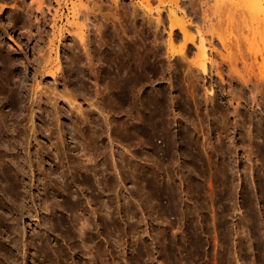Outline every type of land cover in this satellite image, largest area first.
Returning a JSON list of instances; mask_svg holds the SVG:
<instances>
[{
    "label": "rangeland",
    "instance_id": "obj_1",
    "mask_svg": "<svg viewBox=\"0 0 264 264\" xmlns=\"http://www.w3.org/2000/svg\"><path fill=\"white\" fill-rule=\"evenodd\" d=\"M201 1H207L206 19L213 16L204 34L205 71L192 63L195 45L182 60L166 45L167 9L176 6L195 34L201 10L192 8L200 0H43V11L49 9L40 39L28 38L23 25L38 15L39 1L0 0V54L14 60L19 99L13 109L0 94V264H264V1ZM157 6L164 26H155ZM219 11L223 17L216 19ZM83 18L94 43L90 55L108 50L112 23L123 38L143 41L139 33L150 19L143 45L160 49L158 77L142 94L158 90L165 113L154 118L138 98L132 113L109 112L106 66L95 52L98 74L90 72L91 62L86 69L84 57L82 81L53 79L56 64L66 67L71 35ZM172 36L176 47L181 36ZM230 63L250 74L237 80ZM35 88L41 90L36 99ZM54 92L73 94L81 112Z\"/></svg>",
    "mask_w": 264,
    "mask_h": 264
},
{
    "label": "bare ground",
    "instance_id": "obj_2",
    "mask_svg": "<svg viewBox=\"0 0 264 264\" xmlns=\"http://www.w3.org/2000/svg\"><path fill=\"white\" fill-rule=\"evenodd\" d=\"M36 1H39V5L35 8L36 10L35 11H37V13H38V15H36L34 18H32L31 20L29 19V18H25V20H23L24 21V24L23 25H26L27 26V28L29 29V32L30 33H28V38H30V37H32L33 36V34L34 35H36L39 39H40V37L42 36H40V33H41V30L43 29L42 27H44V25H45V23L47 22V19L45 18V13H44V11H46L47 13H48V7H46L45 8V10L43 11V8L41 7V5L40 4H43V0H36ZM193 1V0H192ZM264 1V0H263ZM40 2H42V3H40ZM46 2V1H45ZM44 2V3H45ZM49 2V1H48ZM188 2V1H187ZM196 2V1H195ZM207 1H201L200 0V2H199V7L196 9H194V8H192V6L191 5H193V6H195L196 4L194 3V2H192V3H190V8H192L191 10H192V12L193 13H195V12H197L198 11V9L199 10H201V14L199 13V11L197 12V13H199V14H197V15H200L199 17L201 18V20H199L200 21V23L198 24V22L199 21H197V24L195 25V27H194V29H195V34L192 32V31H190V29H189V27H188V25L187 24H185L184 22H185V20H183L182 19V16H181V18H179V17H177V13H178V9H177V7L176 6H174V7H172V8H169V9H167V12H166V16H167V20H168V34H167V43H166V45H167V48L168 49H170V53L171 54H173V53H176V54H179V56L181 57L180 59L182 60V58L184 59H187V50L189 49V48H191L193 45H195V47H196V49H197V52H196V54H195V58L192 60L193 62L192 63H196L199 67H200V69H202L203 71H205V70H207V68L205 69V60H206V53H208V52H206V48H207V43H205V36H204V34H206L205 33V31L208 29V27L209 26H207V24H206V22H208V21H210L209 19L210 18H212V17H210L209 19H206V15H205V12H204V9L205 10H207L206 8H203V4H205ZM194 3V4H193ZM256 3H258V0H257V2ZM222 4V3H221ZM264 4V3H263ZM262 4V5H263ZM50 5V4H49ZM211 5V4H210ZM216 5V4H215ZM223 5V4H222ZM48 6V5H47ZM207 6V5H206ZM218 6H220V5H218ZM215 7V6H214ZM221 7V6H220ZM216 8H217V6H216ZM215 8V9H216ZM214 9V8H213ZM221 9H222V7H221ZM221 9H219V10H221ZM227 9V8H226ZM263 9V8H262ZM188 10H190V9H188ZM222 11H223V9H222ZM225 11H227V10H225ZM229 11V10H228ZM227 11V12H228ZM154 12H155V17L153 18V20L155 21V26H158V25H163L165 22H164V18H162V14H161V8L159 7V6H157L155 9H154ZM204 12V13H203ZM214 11L212 10V13H213ZM217 12H218V10H217ZM221 11H219V13H220ZM263 12H264V10H263ZM44 13V14H43ZM209 13V12H208ZM222 13V12H221ZM220 13V15H219V17H218V15L215 17L216 19L218 18H222L223 16H222V14ZM39 14H40V16H39ZM149 14L151 15L152 13L149 11ZM228 14V13H227ZM175 15H176V17H175ZM195 15V14H194ZM193 16V18H197L198 16ZM26 16V15H25ZM220 16H222V17H220ZM207 18H208V16H207ZM86 18H83L82 19V21H83V23H81L80 25L78 24V23H76V24H78V26L76 27L77 28V32H76V34H75V36H72L71 35V40H72V44L71 45H69L71 48V50L70 51H68V53L66 54V56H65V58H67V60H66V67L64 68V66L62 67V68H60L59 66H57V64H56V66L54 67V70L52 69L51 71H50V74L51 75H53L54 77H53V79H55V80H57L59 77H63V76H65V75H67V77L66 78H72V79H75L76 81L77 80H80V81H82L83 79L81 78H79V77H81V76H79V74L78 73H81V72H78V71H82L83 69H85V64H83L84 63V60L83 59H85V58H87L88 59V61H87V59H85L86 61L85 62H88V63H86V69L87 70H90V67L92 68V66H93V68L95 67L94 65H93V63L92 62H94L93 60L95 59V56H96V54H95V56H94V52H93V50H92V52H91V55L88 53L89 51H87V49L89 48V50H90V43H91V41L89 40V38H88V34H86L85 32V30H84V26L83 25H85L86 26V22L84 21ZM103 19V18H102ZM133 19V18H132ZM136 19V18H135ZM199 19V18H198ZM216 19H213L214 21L216 20ZM107 20V19H106ZM147 20V19H146ZM208 20V21H207ZM263 20H264V14H263ZM98 21V20H97ZM114 21V20H113ZM112 21V22H113ZM136 21V20H135ZM134 21V22H135ZM261 21V20H260ZM51 22V21H50ZM50 22H48V23H50ZM137 22V21H136ZM219 22H220V20H219ZM229 22V21H228ZM53 23V22H52ZM116 23V22H115ZM111 24V25H113V32H111L110 34H109V36H108V33H107V38H109L110 39V41L111 42H107V39H106V37H103V39H102V37L100 38V40L102 41V44H101V42L100 41H98V42H100L99 44H101V45H103V43L106 41V43H109V44H105V45H110V47L108 48V50H106V49H104V48H102V50H101V47H100V52H99V54H97L98 55V57L96 56V60H98L99 61V63H102L101 61H104L105 62V64H103L104 66H106V67H104L103 69H102V72H101V70H100V72L102 73L101 75H103V80L104 81H108V83H109V85H110V91L108 90V92H110V96H109V98L107 99L108 100V103H107V105L105 104V107H106V109H108V111L110 112H112V114L113 113H115V115H116V113H117V115H118V113L119 112H121L122 113V111L124 112V114L126 113H129V112H131L132 113V110H135V106H136V104L134 103V101L138 98L139 99V103H140V105H146V107L149 109V112H151L152 114V116L154 117V115H158V114H162V113H165V110L164 109H162V106H164V104L161 106V108L159 107L161 104H160V102H159V98L160 99H162L161 97H163L162 96V94L160 95V93H157V91L155 92V91H153L154 93H153V95H150L149 97H148V95H147V97L145 98V95L146 94H148V93H144V94H142V89H143V86L145 85V83L149 80V79H151L152 77H154V76H157V74H158V71H157V64H155L157 61H156V58L158 57V56H160L159 54H160V49L158 48V45H156L155 46V48H149V46L148 45H146L147 43H145V46L143 45V43H144V41L145 40H147V38H150L149 36H150V33L152 32H150V27H151V24H152V22H150V19L148 18V22H147V24L145 25L146 26V28L144 29V27H143V29L144 30H146V33L145 34H143V30H140L139 32H142V33H139L140 35H143V36H141V38H142V40L143 41H137V40H133V39H128L126 36L124 37V38H127V40L125 39V40H123L124 38H123V36L122 35H120V32L122 33V31H120L119 32V24L118 25H116V24ZM131 23H133V22H131ZM191 23H192V21H191ZM209 23V22H208ZM210 23H212L211 21H210ZM234 23V22H233ZM233 23H231V24H233ZM96 24V23H95ZM103 24V23H102ZM135 24V23H134ZM138 25H139V22L137 23ZM137 24L135 25L136 27H137ZM141 24H143V22L141 23ZM141 24L139 25V26H141ZM193 24H194V22H193ZM214 24V23H213ZM218 22H216V24H215V26L216 27H218ZM54 25V24H53ZM104 25H106V24H104ZM110 25V26H111ZM144 25V24H143ZM142 25V26H143ZM210 25V24H209ZM228 25V24H227ZM230 25V24H229ZM228 25V26H229ZM83 26V27H82ZM126 26V25H125ZM134 26V27H135ZM164 26V25H163ZM214 26V25H213ZM222 25L220 24V27H221ZM259 26V25H258ZM33 27H35V28H33ZM96 27V26H95ZM105 28H108L107 26H104ZM135 27V28H136ZM24 28V27H23ZM32 28L35 30H33L34 31V33H33V31H32ZM75 28V29H76ZM121 28V27H120ZM193 28V27H192ZM139 29V28H138ZM140 29H142V27L140 28ZM155 29V28H154ZM210 29V28H209ZM214 28H212V30H213ZM218 29H220L219 27H218ZM230 29V28H229ZM101 30V29H100ZM212 30H211V32H212ZM216 29H214V31H215ZM27 31V30H26ZM53 31H54V29H53ZM73 31V30H72ZM112 31V30H111ZM208 31V30H207ZM213 31V32H214ZM222 31V30H221ZM220 31V32H221ZM75 32V31H74ZM102 32V31H101ZM217 32V31H216ZM216 32H215V34H216ZM61 33V32H60ZM88 33V32H87ZM104 33V32H103ZM103 33L101 34L102 36H103ZM156 33V32H155ZM155 33H153L154 34V38L156 39L157 38V36H156V34ZM208 33V32H207ZM42 34V33H41ZM105 34V33H104ZM52 35V34H51ZM172 35H174V38H176L178 35H180L181 36V42L180 43H178V46H176V47H178L177 49H175L176 47H175V45H173V36ZM220 35H221V33H220ZM59 36V35H58ZM105 36V35H104ZM122 36V37H121ZM128 36V35H127ZM136 36H139V35H136ZM135 35H134V37H136ZM211 36V35H210ZM53 37H54V32H53ZM37 38V39H38ZM123 38V39H122ZM141 38H140V40H141ZM217 38H219V37H217ZM222 38V37H221ZM92 39V38H91ZM97 39V38H96ZM104 39H106V40H104ZM209 39H210V37H209ZM212 39V38H211ZM223 39V38H222ZM51 40V39H50ZM53 40V39H52ZM95 40V39H94ZM103 40H104V42H103ZM149 40V39H148ZM180 40V39H179ZM207 40V39H206ZM221 40V39H220ZM48 41V40H47ZM160 42V41H159ZM35 43V42H34ZM93 43V42H92ZM91 43V44H92ZM177 43V42H176ZM175 43V44H176ZM210 43V42H209ZM221 43H222V41H221ZM94 44V43H93ZM92 44V45H93ZM98 44V45H99ZM211 44V43H210ZM209 44V45H210ZM34 45V44H33ZM100 45V46H101ZM104 45V46H105ZM46 46V45H45ZM82 46V48H84V50H85V52L89 55V56H83L82 54L83 53H85L84 51L82 52L81 50H80V47ZM103 46V47H104ZM146 46H148V47H146ZM175 48H174V47ZM220 46H221V44H220ZM225 46V45H224ZM107 47V46H106ZM151 47V46H150ZM213 47V46H212ZM226 47V46H225ZM166 48V47H165ZM172 48H174V49H172ZM211 48V47H210ZM224 49V48H223ZM167 50V49H166ZM107 51L109 52V53H107ZM168 52H169V50H167ZM190 51V50H189ZM220 51V50H219ZM222 51V50H221ZM220 51V52H221ZM67 52V51H66ZM97 52H98V50H97ZM223 52V51H222ZM85 53V54H86ZM191 53V52H190ZM86 54V55H87ZM93 54V55H92ZM185 54L187 55L186 57H185ZM219 54V53H218ZM222 54H224V53H222ZM242 54V53H241ZM246 55V54H245ZM92 56H94V59H93V57ZM221 56V55H220ZM219 56V57H220ZM85 57V58H84ZM189 57V56H188ZM192 57V56H191ZM225 57H226V55H225ZM225 57H221V58H225ZM245 57V56H244ZM98 58V59H97ZM209 58V57H208ZM207 58V59H208ZM230 58L232 59H234L235 57H234V55L233 56H230ZM237 58V57H236ZM246 58V57H245ZM93 59V60H92ZM211 59H212V57H211ZM218 59V58H217ZM227 59V58H226ZM232 59V60H233ZM244 59V58H243ZM91 60H92V62H91ZM101 60V61H100ZM219 60V59H218ZM218 60H217V62H214V63H218ZM221 60V59H220ZM235 60H239L238 58L237 59H235ZM14 60L11 58V57H8V56H4V55H1L0 54V94L1 93H5L6 95V97H5V99L7 98V101H8V103H9V105L11 106V108H13V109H15L16 108V106H17V103H18V101H19V99H18V97H17V93H18V91H17V88H16V86L14 85L15 84V82L12 80V77H13V72H11V69H10V66H11V64L13 65L14 64V62H13ZM98 61L96 62V64H98ZM214 61H216V60H214ZM224 61V60H223ZM90 62L92 63V66H91V64H90ZM191 62V61H190ZM241 62V61H240ZM248 62V61H247ZM182 63V62H181ZM211 63H212V60H211ZM213 63V64H214ZM95 64V63H94ZM188 64V63H187ZM228 64V63H227ZM179 65V64H178ZM184 65V64H183ZM189 65V64H188ZM162 66V65H161ZM192 66V65H191ZM240 66V65H239ZM238 66V67H239ZM243 66V65H242ZM42 67H43V65H42ZM100 67H102L101 65H100ZM163 67V66H162ZM190 67V66H189ZM198 67V68H199ZM216 67V66H215ZM214 67V68H215ZM96 68V67H95ZM95 68H94V70H95ZM98 68V67H97ZM185 68V67H184ZM197 68V67H196ZM226 68V67H225ZM228 68H229V70H231L232 72H234L236 75H237V77H240V79H237V80H240L241 81V78H244V76H245V73H248V72H245V73H241V72H239V68H237V65H236V63H230L229 64V66H228ZM223 69V68H222ZM87 70H85V71H87ZM93 70V69H92ZM97 70H99V69H96L95 71H91L90 70V72L92 73H99V72H96ZM171 70V69H170ZM228 70V69H227ZM228 70V71H229ZM84 71V70H83ZM230 71V72H231ZM230 72H229V76H230ZM86 73H88V72H86ZM94 73V74H95ZM161 73V72H160ZM189 73V72H188ZM263 73H264V71H263ZM90 74V73H89ZM93 74V75H94ZM248 74H250V73H248ZM180 75V74H179ZM191 75V74H190ZM218 75V74H217ZM254 74H252V76H253ZM261 75L262 76H264V74H262V71H261ZM89 77H90V75H88ZM94 76H97L98 78H99V76L98 75H94ZM196 76V75H195ZM232 76V75H231ZM230 76V78L232 79V77ZM248 76V75H247ZM251 76V75H250ZM255 76H256V74H255ZM254 76V77H255ZM102 77V76H101ZM158 77V76H157ZM221 77V76H220ZM249 77V76H248ZM248 77H246V80L247 81H250L251 79H249ZM260 77V74H259V76L257 77V78H259ZM195 78V77H194ZM222 78V77H221ZM229 78V77H228ZM256 77H255V79H256V83H257V79ZM261 78V77H260ZM263 78V77H262ZM13 79H14V77H13ZM91 79V78H90ZM102 79V78H101ZM197 79V78H196ZM233 79H235V78H233ZM253 79V78H252ZM264 79V78H263ZM95 80H96V77H95ZM94 80V81H95ZM98 81H99V79H97ZM102 80V81H103ZM152 80H154V79H152ZM157 80V79H156ZM155 80V81H156ZM158 80H160V78L158 79ZM222 80V79H221ZM244 80V79H243ZM261 80V82H262V79H260ZM260 80H259V82H260ZM104 81L101 83V84H103L104 83ZM246 81V82H247ZM97 81H95V83H96ZM100 82V81H99ZM149 82V81H148ZM180 82V81H179ZM178 82V83H179ZM182 82V81H181ZM244 82V81H243ZM245 82V83H246ZM250 82H252V81H250ZM254 82H255V80H254ZM258 82V83H259ZM107 83V82H106ZM106 83H104V84H106ZM228 83V82H227ZM235 83H236V81H235ZM242 83V82H241ZM254 84L253 83V85H251V86H254V92H255V85H257V84ZM61 84H63V83H61ZM103 84V86H105L106 87V85H107V87H108V84H106V85H104ZM240 84V83H239ZM243 84V83H242ZM250 84V83H249ZM64 85V84H63ZM260 85V84H259ZM37 86V85H36ZM35 86V87H36ZM65 86V85H64ZM241 86V85H240ZM55 87V86H54ZM105 87H103V88H105ZM106 87V88H107ZM181 87V86H180ZM248 87V86H247ZM258 86H256V88H257ZM260 87V86H259ZM263 87V86H262ZM102 88V89H103ZM105 88V89H106ZM244 88V87H243ZM33 89V88H32ZM67 89V88H66ZM104 89V90H105ZM162 89V88H161ZM180 89V88H179ZM246 89V88H245ZM247 89H249V88H247ZM251 89V88H250ZM249 89V90H250ZM57 90V89H56ZM145 90V89H144ZM244 90V89H243ZM258 91H260L259 89H257ZM33 91V97L35 98V97H38L39 95L37 94V92L39 91H36V88L34 89V90H32ZM102 91V90H101ZM252 91H253V88H252ZM264 91V90H263ZM39 92H41V90L39 91ZM105 92V91H104ZM164 92H165V90H164ZM251 92V91H250ZM253 92V93H254ZM163 93V92H162ZM258 93V92H257ZM97 94V93H96ZM105 94V93H104ZM109 94V93H108ZM107 94V95H108ZM189 94V93H188ZM251 94H252V92H251ZM57 95V97H59V98H62L64 101H66L67 102V104H70V105H73V108H75L76 110L75 111H77L76 113H78V112H81V108H80V106H79V104H77V105H75L74 104V102L73 101H75V97H74V95L73 94H70L69 92L67 93V92H64V93H56V92H54V95H53V97H55ZM144 95V96H143ZM164 96L166 95V93L165 94H163ZM186 95V94H185ZM253 96H254V94H252ZM161 96V97H160ZM166 98L168 97L167 95L165 96ZM136 98V99H135ZM177 98V97H176ZM253 98V97H252ZM36 99V98H35ZM55 99V98H54ZM193 99V98H192ZM21 101V100H20ZM137 101V100H136ZM143 101H145V102H143ZM162 101V100H161ZM163 101H164V97H163ZM76 102V101H75ZM137 102V103H138ZM170 102V101H169ZM54 103H56V102H54V101H52V104H54ZM142 103V104H141ZM91 104V103H90ZM135 104V105H134ZM93 105V104H92ZM134 106V107H133ZM166 106H167V104H166ZM54 107V106H53ZM72 107V106H71ZM139 107H141V106H139ZM138 107V108H139ZM143 108H145L144 106H142ZM165 107V106H164ZM98 108V107H97ZM196 108V107H195ZM139 109H141V108H139ZM167 107H166V111H167ZM85 110V109H84ZM189 110V109H188ZM15 111V110H14ZM92 111V110H91ZM136 112V111H135ZM170 112V111H169ZM169 112H168V115H169ZM90 114H91V112H90ZM147 114V113H146ZM154 114V115H153ZM2 115V114H1ZM75 115V114H74ZM138 115H139V113H138ZM84 117V116H83ZM94 117V116H93ZM117 117V116H116ZM142 117V116H141ZM146 117V116H145ZM152 117V118H153ZM118 118V117H117ZM143 118V117H142ZM148 118V117H147ZM155 118V117H154ZM158 118H159V116H158ZM3 118H1V120H2ZM78 119V118H77ZM163 119V118H162ZM98 120V119H97ZM96 120V121H97ZM105 120V119H104ZM112 120V119H111ZM133 120V119H132ZM146 120V119H145ZM156 120H158L157 118H156ZM83 121V120H82ZM103 121V120H102ZM114 121V120H113ZM121 121V120H120ZM163 121V120H162ZM95 122V121H94ZM145 122V121H144ZM88 123L90 124V123H92V120H90L89 119V121H88ZM113 123H115V122H113ZM122 123V122H121ZM160 123V122H159ZM95 124V123H94ZM94 124H93V126H94ZM136 124V123H135ZM1 125V124H0ZM113 125H118V124H113ZM112 125V126H113ZM119 125H121V124H119ZM129 125V124H128ZM127 125V126H128ZM133 125V124H132ZM150 125V124H149ZM16 126V125H15ZM79 126V125H78ZM85 126V125H84ZM90 126H92V124H90ZM107 126H108V124H107ZM145 126H146V124H145ZM77 127V126H76ZM123 127H126V125H124ZM134 127V126H133ZM148 127V126H147ZM164 127V126H163ZM167 127V126H166ZM117 128V127H116ZM13 129V128H12ZM16 129V128H15ZM73 131H75L74 130V128H71ZM108 129V128H107ZM115 129V128H114ZM119 129V128H118ZM124 129V128H123ZM122 129V130H123ZM129 129V128H128ZM161 129V128H160ZM72 130H68V132H67V130H66V132L67 133H72L71 131ZM120 130V129H119ZM166 130V129H165ZM126 131V130H125ZM129 131V130H128ZM137 131V130H136ZM81 132V131H80ZM77 133L79 136V138L81 139L82 138V133ZM115 132V131H114ZM75 133V132H74ZM94 132H93V130H92V132H91V134H93ZM191 133V132H190ZM59 134V133H58ZM102 134V133H101ZM136 134V133H135ZM60 135V134H59ZM58 135V136H59ZM92 136V135H91ZM120 136V134L117 136V137H119ZM190 136V135H189ZM144 137V136H143ZM126 138V137H125ZM48 139V138H47ZM63 139V138H62ZM123 139H124V137H123ZM141 139V138H140ZM144 139H146V138H144ZM50 140V139H49ZM111 140V139H110ZM59 141V140H58ZM63 141V140H62ZM61 141V142H62ZM123 141V140H122ZM147 141V140H146ZM195 141V140H194ZM93 142H95V141H93ZM96 143V142H95ZM62 144H63V142H62ZM54 145H56V144H54ZM95 145V144H94ZM64 146V145H63ZM57 147V146H56ZM60 147V146H59ZM96 148V147H95ZM191 148V147H190ZM63 149V148H62ZM97 153V152H96ZM199 153V152H198ZM96 155V154H95ZM65 156H66V154H65ZM75 157V156H74ZM193 157V156H192ZM79 159V158H78ZM84 160H86L85 159V157H84ZM90 160V159H89ZM79 162V161H78ZM82 162V160L80 159V163ZM93 162V161H92ZM74 163V162H73ZM81 164H83V163H81ZM74 165V164H73ZM75 167V166H74ZM76 167H77V165H76ZM78 168V167H77ZM89 171V170H88ZM87 173V172H86ZM92 182V181H91ZM88 185V184H87ZM90 187V186H89ZM94 213V212H93Z\"/></svg>",
    "mask_w": 264,
    "mask_h": 264
}]
</instances>
